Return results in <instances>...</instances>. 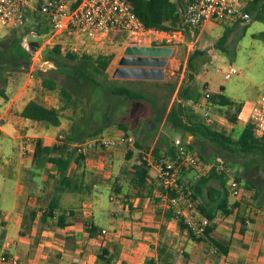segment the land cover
<instances>
[{"label": "crops", "instance_id": "crops-1", "mask_svg": "<svg viewBox=\"0 0 264 264\" xmlns=\"http://www.w3.org/2000/svg\"><path fill=\"white\" fill-rule=\"evenodd\" d=\"M216 23L219 22H211L206 27ZM118 34L122 37H118L114 42L119 43L123 50L119 62L129 46H163L137 44L127 33L118 31L111 32L106 39L115 38ZM173 48L172 56L175 57L176 48ZM187 48L188 57L193 50ZM172 56L166 67L165 81H169L177 73L175 68L169 71V67H174L175 63ZM186 63L187 61L180 64L182 75L174 96L178 95L183 84L185 85L182 90L183 96L185 94L199 96L200 92L193 89L194 86L191 85L193 81H190L192 75L195 83L197 74L188 70ZM118 66L119 64L115 70ZM188 72L189 78L186 79ZM115 79L146 87L153 86L154 83L155 93L158 91L155 85L163 83L157 80ZM12 85L10 83L5 89V95L0 97V116L3 118L0 135L9 139L0 140V151L7 157L4 163L7 166H14L18 179L12 210L6 211L9 215L7 220L2 221L5 236L0 245V264H8L2 262L4 255L9 258L16 257L18 264H264V190L260 187L255 186L250 191H244L241 197L233 201L227 197L232 212L229 215L221 211L215 214V226L209 237L228 248L226 254H218L213 252L216 248L209 241V237L202 241L192 238L171 211L161 204L158 180L156 175L153 176L150 172L152 169L156 170L153 166H150L144 183L136 186L137 182L134 179L142 152L143 154L151 152L154 155V149L159 147L161 157L166 156L175 138H182L190 151L196 153L202 160L213 159L212 147L205 143H210L209 137L201 133L186 132L174 126L172 122L166 123V119L160 124L153 141H149L144 132L140 131L136 134L135 144L129 143L125 139L129 130L122 129L119 123H117L119 128L108 129L102 135L93 138H113L119 142L109 149L94 147L89 155L81 154L83 159L78 161L73 159L67 173L72 185H59V188L52 190L48 205L38 207L36 198L22 185L24 171L32 166L35 143L42 140L47 146L58 145V139L53 133L70 131V127H65L61 122L59 126L50 125L48 128L43 122L23 117L21 113L27 103L36 100L29 96L38 95L33 88H29V84L21 88ZM187 100L189 104L185 103L184 106L191 107L195 99L189 97ZM196 103L198 106L190 108L191 112L188 110L190 120L187 122L191 127H194L195 123L207 124L200 118L203 115L198 109L203 107L209 112V105L205 102ZM206 112L205 119L210 116H206ZM245 112L248 115L252 113V107L249 108L246 103L243 104L240 117ZM154 128L155 126L151 129L154 131ZM31 138H34V143L31 142ZM10 139L20 140L19 152L15 151L16 142H11ZM209 139L214 141L212 138ZM194 141L200 142L196 144L197 149L191 144ZM135 149L139 157H136ZM100 158H103L102 162H99ZM133 159L137 161L135 164L130 163ZM52 166L54 165L48 163L43 169L47 170ZM217 171V168H212L202 177ZM186 176L191 180L193 174L189 172ZM216 181L217 179H212L203 187V191L194 190L197 202L204 204L211 211L218 208L220 198L223 197L222 191L214 185ZM196 182L198 180L194 184ZM106 190L110 191V200L119 204L118 209L110 211L102 198H99ZM50 203L53 204L54 216L45 215ZM0 214H3L2 209ZM104 230L107 232L104 233ZM6 242H10L11 245L6 247Z\"/></svg>", "mask_w": 264, "mask_h": 264}, {"label": "rangeland", "instance_id": "rangeland-1", "mask_svg": "<svg viewBox=\"0 0 264 264\" xmlns=\"http://www.w3.org/2000/svg\"><path fill=\"white\" fill-rule=\"evenodd\" d=\"M175 1L180 5V11L189 3L188 0ZM250 12L252 20L249 23L238 19L237 21L229 20L226 24L216 23L205 27L202 31L196 30V44L188 57V46L174 44L176 58L172 56L175 63L174 67H169V71L175 68L177 73L169 81L163 80L161 85H155L158 88L157 93H155L154 83L153 86L146 87L113 77L115 67L119 64V56L123 53L122 46L114 42L121 36L120 34L115 38L105 39L102 44H90L89 52L79 54L76 59H70L62 48L60 52L56 51L57 46L60 45L57 43L58 39L53 40L57 42H50L48 24L45 18L41 19L37 13L24 28H8L0 23V91L5 90L10 83L18 88L29 84V88H33L38 95L29 97H34L48 107L56 108L61 114V122L65 127H70V131L53 133L58 140L61 134H66L72 142L85 143L102 135L108 129L119 128L117 123H123L129 127L128 136H134L135 142L136 134L140 131L144 132L149 141H153L163 120L166 119V123L171 122L169 113L174 108H178L179 104H189L186 94L182 95L184 84L178 95L174 96V94L177 92L182 75L180 64L187 61V69L190 70L188 61L192 57V72L197 76L195 83L194 79H191L190 81L193 82L190 83L194 86L193 89H197L200 94L199 96H188L195 99L191 107L187 105L188 110L198 106L196 100L202 98L209 105L211 114L205 119L206 109L201 107L198 111L203 117L200 118L205 120L212 127L211 129L231 132L233 139H237L245 124L251 122L252 115L245 112L240 117L238 114V124L229 122V116L236 114L238 104L246 103L249 108H253L254 104L264 95V20L259 18V16L264 18L262 4L259 3L256 9ZM186 13L183 15L184 22L181 27L173 30L180 29L189 40H193L195 36L187 23ZM228 28L231 29L228 40L219 44V39ZM64 39L66 42L70 40L66 36ZM232 67L238 72L234 73L232 78L226 79L225 72H229ZM189 74V72L186 73V79L189 78ZM117 86L130 88L145 95L146 98L126 99L116 96L112 93V89ZM64 88L70 95L64 93ZM222 88L227 96L237 102V105L233 106V111L221 105L219 107L206 97L208 92L214 94L220 92ZM169 108L171 109L167 116ZM45 126L50 127L46 123ZM154 126L153 131L151 128ZM0 140L9 139L0 135ZM208 140L210 143H205L212 147L213 159L208 161L202 158L207 164L216 163L217 170L223 175L222 180L218 179L214 183L223 195L232 201L236 199L229 191L231 178H236L244 184L249 182L252 186L264 190V151L262 149L243 151L236 145H229L231 149H227L216 140L209 138ZM10 141L15 140L10 139ZM15 142V151L19 152L20 140ZM31 142L34 143V138H31ZM199 143L194 141L191 144L197 149L196 144ZM60 144L65 145L66 143ZM135 151L136 157H139L137 149ZM64 152L65 154L70 152L73 159L83 158L73 147H69ZM64 152L56 151L54 154L60 155ZM0 156V209L3 210V214H0L1 245L5 236L2 221L7 220L9 214L6 211L12 210L16 198L18 176L13 165L7 166L4 163L7 157H4L1 151ZM102 161L103 158H100L99 162ZM34 162L33 152L32 166L24 171L22 185L28 188L32 197L36 198V205L44 207L51 200L52 190L59 188L61 183L63 184V175L54 166L47 170L38 169ZM136 162V159H133L130 163L135 164ZM150 172L153 176H157L156 170L152 169ZM136 177H138L137 174ZM109 193L110 191L106 190L99 198H102L106 207L113 211L119 208V204L110 200Z\"/></svg>", "mask_w": 264, "mask_h": 264}, {"label": "built area", "instance_id": "built-area-1", "mask_svg": "<svg viewBox=\"0 0 264 264\" xmlns=\"http://www.w3.org/2000/svg\"><path fill=\"white\" fill-rule=\"evenodd\" d=\"M257 0H191L187 7V23L193 30H203L211 22L241 20L249 23L252 13L249 7ZM248 4V5H245ZM38 14L45 18L50 30V42H57L62 50L74 54L89 52L90 44H102L111 32H125L137 44L187 45L191 49L197 36L189 40L182 30L157 29L146 26L128 0H0V23L8 28H24ZM70 39L65 41L64 37ZM195 40V41H194ZM49 42V43H50ZM90 42V43H89ZM238 71L232 67L225 72V78H232ZM32 79V76H31ZM207 93V98L211 97ZM206 112V116H209ZM251 123L255 134L264 137V95L252 108ZM3 118L0 116V125ZM129 143L135 142L134 136H128ZM59 144L66 143L79 154L89 155L94 147L109 149L116 146L118 139L96 138L85 143L69 142L66 134L59 136ZM174 152L163 159H156L153 153L144 154L143 159L157 171L160 186L161 204L172 211L174 218L186 226L195 238L207 239L206 231L215 224L201 211L194 199L193 185L208 170L216 168V163L207 164L196 153L190 151L182 138H175ZM223 167V166H222ZM192 172L191 180L186 176ZM229 190L234 197L243 195L242 185L236 178L229 181ZM115 199V197H112ZM107 231L104 230V233ZM11 245L6 242V247ZM217 253V249H213ZM2 262L18 264L16 257H2Z\"/></svg>", "mask_w": 264, "mask_h": 264}, {"label": "trees", "instance_id": "trees-1", "mask_svg": "<svg viewBox=\"0 0 264 264\" xmlns=\"http://www.w3.org/2000/svg\"><path fill=\"white\" fill-rule=\"evenodd\" d=\"M128 1L131 3L134 11L139 16V18L146 24V26L151 27V28L166 29V30H173L175 28L181 27V25L184 22L183 15L186 13V9L188 7V5L186 4L187 6H183V10L180 11V5L175 0H128ZM259 3L262 4V10L264 11V0H257L254 3H252L249 7V11L255 10ZM259 18L264 20L263 16H259ZM226 22L227 21H221L219 23L226 24ZM230 30L231 29L229 28L226 29L225 34L218 41L219 44H223L224 42L228 40L229 33H231ZM61 48H62L61 45H58L56 48V51L60 52ZM65 54L70 59H76L79 55V54H74L71 52H66ZM86 56H89V55L86 54ZM192 63H193V58L191 57L188 61V67L190 68L191 71L193 70ZM190 78L193 79L194 76L191 75ZM64 93L67 95H70L68 94L65 88H64ZM112 93L116 96H121L126 99H145L146 98L145 95L139 92H136L130 88H127L125 86L115 87L114 89H112ZM4 95H5V90L3 89L0 91V97ZM187 98L189 97L187 96ZM207 99L211 100L212 102H215L218 105L228 107L231 109V111L234 110L233 106L237 105V102L233 101L230 97L224 94V88H222L220 92L212 94L211 97ZM196 101L198 103L205 102L203 101L202 98L201 99L198 98ZM242 107L243 105L238 104V107L236 109V114H233V116H229V119L231 122L235 124L239 123L238 114H240V112L242 111ZM21 115L27 119H31L37 122H43V123H46L52 126H59L61 124L60 112L56 108L48 107L47 105L37 100H31L30 102H28L25 108L23 109ZM169 118L172 124H174V126H176L177 128H181L182 130L193 133V134L201 133L209 138L216 140L217 142H220L227 149H231L229 145H236L239 149L243 151H251L256 148L262 149L264 151V137H259L255 134V128L251 122H247L245 126L243 127L241 133L239 134V137L237 139H233L232 133H229L228 131L219 132L217 130H212L210 126H208L205 123H195L194 127H191L187 122V120H190V117L188 116V108L185 107L183 104H179L178 108H174L169 113ZM119 126L125 131L129 130L128 127L123 123H119ZM125 137H128V134H126ZM70 139L68 137V140L72 142V139L71 140ZM69 147L70 146L68 144H65V145L58 144L55 146H47L43 144L42 140H38L35 145V151H34L35 162L34 163L36 167L38 169H43L46 164L48 163L53 164L55 169L63 175V184H61L62 186L72 185L70 178L67 176V173L69 171L73 158L70 152H66L67 154H65L64 152ZM173 148H174L173 146L169 148L168 155L173 154L174 152ZM60 150H63L64 153H62L61 155L54 154V151L59 152ZM143 155L144 154L142 152L141 157H143ZM166 156L161 157L159 147H156L154 149L155 158L157 157L159 159H163ZM76 159L78 161L83 158L76 157ZM141 162L142 163L137 166V176L138 177H135L134 179L139 185L144 183V179L147 177L149 169L151 168L150 166H148V163L142 158H141ZM221 178H223V175H221V172H218V171L212 172L209 176L202 177L200 180H198V182L194 184L193 189L198 190V191L200 190L203 191L204 189L203 187L209 184V182L212 179L222 180ZM240 183L242 185L243 192L250 191L255 187L249 184V182L244 184L240 181ZM214 190L218 191L215 188ZM194 197H195L194 199L197 201V196L194 195ZM197 205L200 207L203 214L210 221L215 220L216 218L215 214L219 211L223 212V214L225 215H229L232 212V210L229 209L228 198L226 197V195H223V197L220 198L219 206L215 211H211L204 204H201V203L199 204L197 202ZM53 209H54L53 204L50 203V206L46 209L45 215L54 216ZM180 223L183 225L185 229H187L186 226L182 222ZM214 226L215 225L208 227L206 231V234L208 235V237L211 231L213 230ZM189 235L192 238L197 239L198 241H202L201 238H195L191 232H189ZM209 241H211L214 247L217 249L218 254L219 253L226 254L228 252V248L226 246L216 241L211 236L209 237Z\"/></svg>", "mask_w": 264, "mask_h": 264}, {"label": "water", "instance_id": "water-1", "mask_svg": "<svg viewBox=\"0 0 264 264\" xmlns=\"http://www.w3.org/2000/svg\"><path fill=\"white\" fill-rule=\"evenodd\" d=\"M173 52L174 48L167 46H129L114 77L162 81L166 77V67Z\"/></svg>", "mask_w": 264, "mask_h": 264}]
</instances>
